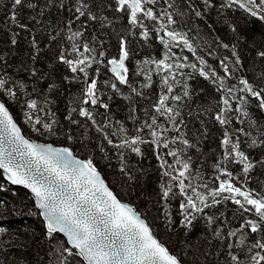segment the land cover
<instances>
[{"label": "trees", "instance_id": "trees-1", "mask_svg": "<svg viewBox=\"0 0 264 264\" xmlns=\"http://www.w3.org/2000/svg\"><path fill=\"white\" fill-rule=\"evenodd\" d=\"M73 2L64 0L67 8H72ZM173 2L175 7L167 8V3ZM221 2L223 0H210L212 6L205 8L203 0H191V5L204 13L202 17H196L185 0H159L155 5L156 9L167 8L170 12L179 9L186 13L183 16L175 15L177 23L169 28L184 33L196 49L193 53L182 43L179 46L173 44L171 48L175 58L188 57V61L181 59L178 62L196 63L197 68L185 67L180 70L183 75H177L173 94L184 98L178 104H171L181 113L177 119L182 118L184 121L181 134L189 141V145L178 141L170 147L184 149L181 158L190 163L191 183L199 186L197 190L205 195L218 188L221 180L228 179L215 167L219 163L221 169L232 173L231 182L235 186L264 196V144L259 143L264 139L261 135L264 132V109L258 107L256 98L237 90L242 87L239 84L241 78L248 79L257 90L264 88L261 75L264 74V58L257 56V51L264 50V39L261 38L264 35V21L242 9L221 8ZM94 4L92 12L99 17H106L105 22L88 21L84 25V18H81V22L72 24L69 31L62 22L69 17L68 10L57 12L53 7L45 12L43 18L37 17L39 23L22 20L29 23L30 28V31H23L16 27L5 29V14L8 13L10 0H0V58L5 62L0 64V68L17 82L15 97L3 93L0 96L28 136L69 146L76 155L91 159L116 194L141 212L160 242L182 264H230L228 243L233 244L231 251L239 256L242 264H248L251 253L247 248L264 237V227L260 233L244 230V245L239 242V234L229 240H222L216 233L220 231L226 236L229 229L239 228L244 220L256 219L255 213L238 211L239 206L230 198V194L222 193L216 197L220 202L214 205L213 198L209 196L207 202L211 206L205 208L203 213L195 214L192 224L186 225L180 208L185 198L179 194L178 188L174 186V195L170 194L167 200L162 199V185H174L175 182L164 175L165 171L171 169L161 167L157 153L163 154L169 149H157L151 142L153 138L148 129L140 133L146 142L136 145L140 148L139 153L133 152L128 146H119L125 138L119 132L122 127L127 130V137H133L137 135L136 129L153 115L157 116L158 124L171 128L167 116H160L153 108L165 87L162 84L163 73L158 74L154 65L143 63L163 58L167 49L156 38L153 25L158 26L159 22L144 21L152 32L150 38L144 40L140 36L141 29L130 25L129 16L115 10L114 0H94ZM23 15L34 16L36 13L24 10ZM78 30L83 35L77 37L75 43H88L97 50V62L88 69L89 80L97 78L99 100L96 105L81 103L85 88L83 74L72 73L71 67L58 59L62 51L70 59L76 58L71 53L73 41L68 36ZM10 32L17 33L15 45L11 44ZM51 36H55L56 40H51ZM122 36L126 38L129 50V58L126 60L128 84H120L108 64L111 58L119 57V40ZM223 44H229V48H224ZM100 51L106 54L101 57L98 55ZM196 57L206 62L203 66L206 71L210 69L224 78L225 88L234 89L233 95L237 99L231 102L236 110L228 114L231 123L226 130L235 133L236 129L243 128L252 133L251 137L239 134L240 150L250 157L254 165L247 174L242 171L241 164L231 158L224 159L221 140L225 126L220 125L214 116L222 106L225 91L214 77L200 74L201 65ZM225 58L231 75L224 71L220 63ZM142 67L153 69L150 87H142L147 83L140 74ZM112 83H116L119 91L111 87ZM132 88L137 91L132 92ZM185 89L187 96H184ZM240 97L244 98L243 104ZM30 99H36L42 105L44 111L40 115L43 119L57 121L54 135H42L33 130V124L27 118L29 109L26 105ZM104 104L108 108L105 109ZM80 107L89 108L95 124L78 115ZM70 112L78 124L67 119ZM44 113L49 115L45 116ZM97 127L102 128L103 132L97 131ZM104 133L113 141L112 144L105 139ZM69 135L72 137L70 140ZM177 135L174 130L167 133L169 139ZM252 139L257 140L255 146H250ZM165 158L175 167L172 157ZM205 184L207 188L203 187ZM0 186V201H3L0 205V226L8 229V233L0 237V241H3L0 264H47L50 259V243L45 237L46 226L32 195L25 188L7 180L1 170ZM209 217L213 218L212 221H209ZM58 239L65 240L60 234Z\"/></svg>", "mask_w": 264, "mask_h": 264}, {"label": "snow or ice", "instance_id": "snow-or-ice-1", "mask_svg": "<svg viewBox=\"0 0 264 264\" xmlns=\"http://www.w3.org/2000/svg\"><path fill=\"white\" fill-rule=\"evenodd\" d=\"M115 10L126 13L130 18V25L141 29L140 36L148 40L152 35L148 25L144 21L159 22L158 26L153 25L156 38L167 49L163 58L159 60H146L144 65H154L156 73H163L162 84L165 86L158 100L154 103L153 108L160 116H167L171 128L158 124L157 116L153 115L149 120H145L140 128L136 129L137 135L127 137V130L123 127L119 130L124 135L120 147L128 146L133 152L139 153L140 148L136 145L145 143L140 135L145 129H148L152 143L157 149H169L166 153L158 152L159 162L162 168L171 169L165 171L164 175L168 176L175 184L162 185V199L167 200L170 194L174 195L173 187L178 188L179 194L185 198V202L180 204L183 212V222L191 225L195 219V214L203 213L205 208L210 207L208 197L211 196L212 204L220 201L216 197L222 193H229L230 198L239 206L238 211L255 213L256 219L244 220L239 228L229 229L227 235L217 231L216 235L222 240H229L237 237L241 245L245 243L244 230H250L251 233H260L264 227V196L258 193L254 194L246 188L235 186L231 182L232 173L220 168L217 163L215 167L221 170L228 179L221 180L218 188L210 191L207 195L198 191L197 185L191 183L192 176L189 172L190 163L181 158L184 149L180 147L172 148L170 145H176L179 141L183 145H189V141L184 139L181 134V126L184 125L183 119H177L181 116L180 111L171 106L172 103L178 104L184 97L174 93V85L177 82V75H183L180 72L185 67L197 68L196 63L185 64L179 60L188 61V57L175 58V53L171 52L173 44L179 46L180 43L195 53L196 49L189 42L186 35L181 32L170 30L169 26L177 23L175 15H186L177 9L170 12L167 8H174L175 4L167 3V8L156 9L155 5L159 0H114ZM167 2V0H166ZM192 7L196 17H202L204 13L197 10L191 5V0H185ZM95 6L94 0H74L72 8H67L64 0H10L8 13L5 14L4 27L10 30L11 27L19 28L23 31H30L29 22L39 23L37 17L43 18L45 12L55 7L57 12L67 9L69 17L62 21L71 31V25L81 22L86 25L88 21L100 20L106 21V17H99L92 12ZM110 6V5H108ZM205 8L211 7L210 0H203ZM221 8L242 9L252 17H259L264 21V0H223ZM24 10L36 13V15H23ZM162 33V34H161ZM12 36L11 44H16L15 36L17 33L10 32ZM83 32H71L68 36L73 41L71 53L76 57L70 59L63 51L59 55V61L71 67L72 73L83 74L85 88L83 89V105H96L99 100L97 78L89 80L88 69L94 62H97V50L90 47L88 43L77 44L75 39L81 37ZM264 39V35L261 37ZM56 40L55 36L50 37ZM35 47V38L32 40ZM102 46V45H101ZM224 48H229V44H223ZM234 47V46H233ZM82 49V50H81ZM106 53L100 51L99 56L103 57ZM235 55V53H234ZM257 56L264 58V50L257 51ZM129 58L127 40L123 36L119 40V58L113 57L108 61L111 71L114 73L116 80L120 84L129 83V69L126 66V60ZM175 58V59H174ZM200 63L199 72L202 76L212 78L220 82V88L225 91L222 97L220 109L215 113L214 119L222 126H225L221 146L224 149V159L231 158L233 161L243 166L242 171L247 174L253 167L250 157L240 150L239 134L245 137H251L252 133L245 131L243 128L235 130V133H229L226 129L231 123L229 113L235 111L232 107V100L237 99L233 95L232 87L225 88L224 78L217 76L214 71H206L203 67L205 61L201 57H196ZM237 61L239 57L236 56ZM227 58L220 63L224 71L231 75ZM102 62V61H100ZM0 58V64H4ZM152 68L142 67L140 74L145 77L147 83L142 87H150L152 81ZM98 73V69H97ZM264 78V74H261ZM171 81V82H170ZM239 84L242 87L237 90L248 93L251 97L258 100V107L264 109V88H257L246 78H241ZM17 82L12 80L6 72L0 68V93L9 97H15L14 88ZM19 87H24L19 85ZM111 87L117 88L116 83ZM136 92V88L131 89ZM188 92L185 89L184 96ZM241 103L244 98L240 97ZM27 118L33 124V130L37 133L54 135L55 119H43L40 115L44 111L42 105L36 99L27 101ZM103 107L108 108L107 104ZM76 111V109H73ZM45 116L49 113H44ZM78 115L87 118L96 123L93 113L87 107H80ZM247 115V113H245ZM67 119L73 124L79 122L73 120L71 112ZM174 130L178 135L171 139L167 133ZM97 131L103 132V129L97 127ZM105 139L109 144L113 141L108 139L104 133ZM264 136V132H261ZM72 137L69 135L68 139ZM264 144V139L259 141ZM257 144L256 139L251 140L250 146ZM165 156H170L174 160L175 167L169 164ZM0 169L7 174V179L14 185H24L31 190L35 197L36 204L41 209V215L46 222L45 237L50 243V259L47 264H181L177 256L170 254L165 247L152 233L149 225L141 218L135 209L121 202L116 195L107 187L100 173L97 171L91 159H78L68 147H55L52 144L38 143L27 139L21 132L17 123L14 121L6 104L0 100ZM186 181H189L186 183ZM207 188V184L203 185ZM2 190V186H0ZM240 197V198H237ZM242 198V199H241ZM3 201H0V205ZM212 221V217L208 218ZM8 233V229L0 226V237ZM63 234L65 240L58 239V235ZM10 246V245H9ZM229 249L227 256L230 264H242L239 256L233 254L231 249L232 243H228ZM258 249V251H254ZM0 250H3V241H0ZM247 251L251 253L248 264H264V237L248 246Z\"/></svg>", "mask_w": 264, "mask_h": 264}, {"label": "water", "instance_id": "water-1", "mask_svg": "<svg viewBox=\"0 0 264 264\" xmlns=\"http://www.w3.org/2000/svg\"><path fill=\"white\" fill-rule=\"evenodd\" d=\"M126 63V62H125ZM126 66H127V64H126ZM128 67V66H127ZM110 69H111V66H110ZM0 100H2L5 104H6V106L8 107V109H9V112H10V114L12 115V117H13V119H14V121L17 123V125H18V127L21 129V132H22V134L27 138V139H29V140H32V141H35V142H38V143H44V144H52L53 146H55V147H68V148H70L69 146H65V145H56V144H54V143H51V142H45V141H40V140H37V139H34V138H31V137H29L25 132H24V130H23V128H22V126H21V124L19 123V121L17 120V118L15 117V114L12 112V110H11V108L8 106V104L5 102V100L0 96ZM71 149V148H70ZM72 150V149H71ZM72 152H73V150H72ZM73 154L78 158V159H81V160H88L87 158H84V157H81V156H78V155H76L74 152H73ZM96 167V166H95ZM96 169H97V171L100 173V176H101V178L104 180V182H105V184L107 185V187L116 195V197L121 201V202H123V203H126V204H128V205H130V206H132L134 209H135V211L141 216V218L149 225V223L147 222V220L144 218V216L141 214V212L134 206V205H132L131 203H129V202H127V201H124V200H122L117 194H116V192L111 188V186L108 184V182H107V180L104 178V176H103V174L100 172V170L96 167ZM1 170V172L3 173V175H4V177L7 179V174L5 173V171L3 170V169H0ZM8 180V179H7ZM11 182V181H10ZM18 186H21V187H23V188H25L31 195H32V197H33V199H34V202H35V204H36V201H35V197H34V195L32 194V192H31V190L30 189H28L26 186H24V185H18ZM36 207L38 208V210L40 211V214H41V209H39V207H38V205L36 204ZM41 217H42V219H43V216L41 215ZM43 221H44V219H43ZM44 223H45V226H46V222L44 221ZM149 227H150V225H149ZM151 228V227H150ZM152 230V229H151ZM152 233H153V231H152ZM60 235H62L63 237H64V235L63 234H60ZM153 235L157 238V236L153 233ZM65 239H66V237H64ZM158 239V238H157ZM159 240V239H158ZM160 241V240H159ZM163 244V243H162ZM164 245V244H163ZM165 246V245H164ZM166 247V246H165ZM171 254V253H170ZM173 255V254H172ZM86 263V262H85ZM182 264V263H181Z\"/></svg>", "mask_w": 264, "mask_h": 264}, {"label": "rangeland", "instance_id": "rangeland-1", "mask_svg": "<svg viewBox=\"0 0 264 264\" xmlns=\"http://www.w3.org/2000/svg\"><path fill=\"white\" fill-rule=\"evenodd\" d=\"M29 137H31V136H29ZM31 138H34V137H31ZM34 139H36V138H34ZM38 140V139H37Z\"/></svg>", "mask_w": 264, "mask_h": 264}, {"label": "flooded vegetation", "instance_id": "flooded-vegetation-1", "mask_svg": "<svg viewBox=\"0 0 264 264\" xmlns=\"http://www.w3.org/2000/svg\"><path fill=\"white\" fill-rule=\"evenodd\" d=\"M119 58V57H118Z\"/></svg>", "mask_w": 264, "mask_h": 264}]
</instances>
